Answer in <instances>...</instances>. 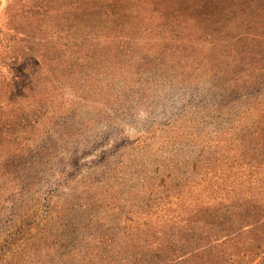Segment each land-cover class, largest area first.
I'll use <instances>...</instances> for the list:
<instances>
[{"label": "rangeland", "instance_id": "rangeland-1", "mask_svg": "<svg viewBox=\"0 0 264 264\" xmlns=\"http://www.w3.org/2000/svg\"><path fill=\"white\" fill-rule=\"evenodd\" d=\"M10 1L0 0V264H46L53 243L50 264L88 253L87 215L55 213L78 199L81 211L105 201L100 236L111 239L138 183L139 167L125 166L142 136L189 156L191 144L229 141L240 115L251 124L250 103L264 106L260 91L222 96L188 42L214 13L209 0H12L39 14H9ZM219 1L215 14H226L231 0ZM232 51L222 43L214 57Z\"/></svg>", "mask_w": 264, "mask_h": 264}, {"label": "trees", "instance_id": "trees-1", "mask_svg": "<svg viewBox=\"0 0 264 264\" xmlns=\"http://www.w3.org/2000/svg\"><path fill=\"white\" fill-rule=\"evenodd\" d=\"M220 3H204L214 13L200 14L192 35L195 42H188L203 49L202 67L213 73L210 82L220 83L214 86H219L222 96L260 91L264 99V0H231L229 9L225 5L226 14H215ZM16 7L11 0L6 12L39 14L23 1ZM222 43L234 49L230 61L214 57ZM93 51L86 49L91 58ZM249 105L251 124L240 115L238 128L228 132L229 141L191 144L189 156L165 153L172 142L162 136H142L137 157L125 166L126 171L139 167L138 183L128 192L123 218L113 217L117 232L111 239L100 236L105 201L100 205L92 201L81 211L84 205H78V199L73 205L77 209L62 207L55 212L87 215L85 226L96 228L88 253L73 250L65 255V263L264 264V106ZM90 217L98 221L92 223ZM52 245L42 250L46 264L58 251Z\"/></svg>", "mask_w": 264, "mask_h": 264}]
</instances>
